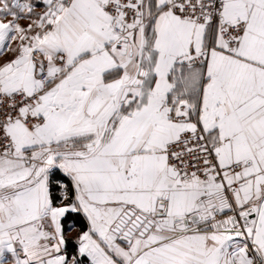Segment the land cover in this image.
I'll use <instances>...</instances> for the list:
<instances>
[{
  "label": "snow or ice",
  "instance_id": "obj_1",
  "mask_svg": "<svg viewBox=\"0 0 264 264\" xmlns=\"http://www.w3.org/2000/svg\"><path fill=\"white\" fill-rule=\"evenodd\" d=\"M0 264H264V0H0Z\"/></svg>",
  "mask_w": 264,
  "mask_h": 264
},
{
  "label": "rangeland",
  "instance_id": "obj_2",
  "mask_svg": "<svg viewBox=\"0 0 264 264\" xmlns=\"http://www.w3.org/2000/svg\"><path fill=\"white\" fill-rule=\"evenodd\" d=\"M22 23H26V21H21Z\"/></svg>",
  "mask_w": 264,
  "mask_h": 264
}]
</instances>
